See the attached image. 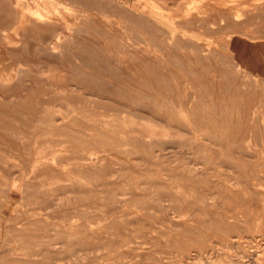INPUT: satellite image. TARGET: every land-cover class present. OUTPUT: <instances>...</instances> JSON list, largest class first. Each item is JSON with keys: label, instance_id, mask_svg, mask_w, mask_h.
<instances>
[{"label": "rangeland", "instance_id": "1", "mask_svg": "<svg viewBox=\"0 0 264 264\" xmlns=\"http://www.w3.org/2000/svg\"><path fill=\"white\" fill-rule=\"evenodd\" d=\"M0 264H264V0H0Z\"/></svg>", "mask_w": 264, "mask_h": 264}, {"label": "bare ground", "instance_id": "2", "mask_svg": "<svg viewBox=\"0 0 264 264\" xmlns=\"http://www.w3.org/2000/svg\"><path fill=\"white\" fill-rule=\"evenodd\" d=\"M37 15L41 17V15H40V14H38V13H37ZM42 18H43V17H42ZM36 19H37V18H36ZM23 20H24V19H23ZM40 20H41V19H40ZM43 20H44V19H43ZM45 23H46V22H45ZM56 39H58V38H56ZM42 187H43V186H42Z\"/></svg>", "mask_w": 264, "mask_h": 264}]
</instances>
